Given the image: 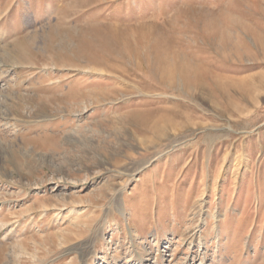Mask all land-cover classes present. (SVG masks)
<instances>
[{
    "label": "rangeland",
    "instance_id": "rangeland-1",
    "mask_svg": "<svg viewBox=\"0 0 264 264\" xmlns=\"http://www.w3.org/2000/svg\"><path fill=\"white\" fill-rule=\"evenodd\" d=\"M0 264H264V0H0Z\"/></svg>",
    "mask_w": 264,
    "mask_h": 264
},
{
    "label": "bare ground",
    "instance_id": "bare-ground-1",
    "mask_svg": "<svg viewBox=\"0 0 264 264\" xmlns=\"http://www.w3.org/2000/svg\"><path fill=\"white\" fill-rule=\"evenodd\" d=\"M164 73L167 74L166 76H168V78H173L175 80V77H180V78H188L191 75V70H187L185 67L183 66H176L175 64H173L172 62H170L165 69H163ZM195 78V76H193V79ZM172 79V80H173ZM187 80V79H186ZM194 82H198L197 79H195ZM101 94V95H99ZM105 93H101L99 92L97 94V98H105L106 96L104 95ZM134 171V170H133ZM119 189L115 190V193L118 192ZM249 240L251 241V237L249 238Z\"/></svg>",
    "mask_w": 264,
    "mask_h": 264
}]
</instances>
